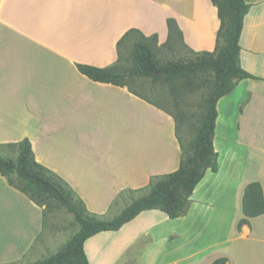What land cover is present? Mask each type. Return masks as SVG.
I'll list each match as a JSON object with an SVG mask.
<instances>
[{
    "label": "crops",
    "instance_id": "0c3cea01",
    "mask_svg": "<svg viewBox=\"0 0 264 264\" xmlns=\"http://www.w3.org/2000/svg\"><path fill=\"white\" fill-rule=\"evenodd\" d=\"M244 1L250 8L240 64L257 78L240 80L218 100L217 171L205 172L187 214L147 210L87 239L90 264H211L219 257L264 264V213L237 227L246 184L258 181L264 194V164L251 170L243 150L250 144L232 138L247 136L251 113L264 110V0ZM169 18L179 27L177 42L193 51L214 49L219 19L211 0H0V146L28 139L37 162L59 175L89 213L117 208L119 214L123 197L178 168L175 123L128 86L93 81L77 64L113 65L118 40L131 28L156 33L161 47ZM158 121L167 124L158 129ZM95 134L104 137L97 145ZM227 146L241 148L247 162L237 166ZM200 219L201 237L190 228ZM66 230L0 175V264L54 254Z\"/></svg>",
    "mask_w": 264,
    "mask_h": 264
},
{
    "label": "trees",
    "instance_id": "16d2710c",
    "mask_svg": "<svg viewBox=\"0 0 264 264\" xmlns=\"http://www.w3.org/2000/svg\"><path fill=\"white\" fill-rule=\"evenodd\" d=\"M211 2L219 19L216 44L211 51L192 50V57L180 60L160 58L162 49H173L180 33L177 23L169 18V37L161 47L158 46L156 33L145 35L141 30L131 28L118 40V56L113 65L97 67L85 63L77 64L79 72L91 80L118 86L126 85L129 90L145 99L148 97L132 90L124 81L136 77L150 78L153 82L164 80L169 83V93L176 97L187 88L193 87V79L204 83L203 86L207 89L199 125L190 140H184L180 135L183 123L180 114H177V117L181 127L178 125V118L169 108L157 104L175 120V134L181 148L179 166L174 171L151 180L148 192L133 198L119 214L110 219H102L89 213L84 202L59 175L37 162L28 139L9 144L17 145L16 158L0 155V175L4 176L11 186L26 194L38 205H50L51 201L64 205L79 225V229L57 252L26 264H90L84 245L92 236L117 231L147 210L157 209L169 218L187 214L192 203L191 195L205 172L208 169L216 172L218 169V153L214 148L218 100L229 94L240 80L257 78L240 64V37L250 5L244 0ZM127 44H131V51L123 55L122 50ZM175 101L173 103H176ZM242 212L243 217L238 222V229L248 223L249 218L264 213V194L258 181L246 184L242 196ZM211 264L228 263L226 257H219Z\"/></svg>",
    "mask_w": 264,
    "mask_h": 264
},
{
    "label": "rangeland",
    "instance_id": "374dc122",
    "mask_svg": "<svg viewBox=\"0 0 264 264\" xmlns=\"http://www.w3.org/2000/svg\"><path fill=\"white\" fill-rule=\"evenodd\" d=\"M162 1L166 2V0H162ZM130 51H131V44H127L122 50V52L124 53L123 55H127L128 53H130ZM193 54L194 53L192 50L188 49L183 42L180 43L178 40V42L174 44L172 50L166 48L162 49V53H160V58H162L163 60H180V59L190 58L193 56ZM124 82L127 83L132 90L143 94L144 96L148 97V99H145L144 97H141L135 92L129 90L131 93L135 94L136 96L143 98L147 102L154 104L157 107H159L157 104H162V106L165 105L167 108H169V110L173 114H175L176 117L177 114L178 115L180 114V117L183 120L181 127L180 120L177 117L178 118L177 121L179 122L178 125L181 127L180 135L184 140L192 139L193 134L195 133L196 128L199 125V121L203 109L204 98L207 92L206 87L203 86L204 83H201L197 79H193L191 81L193 87L187 88L176 97L173 93H169V83L165 82L164 80H158L156 82H153L150 78L136 77L132 79H126ZM174 100H176L175 101L176 103H173ZM251 115L252 118H250V121H248L250 124V126H248L249 127L248 135L245 136L243 132V134H237V135L235 134L232 137L235 144H241V143L250 144L249 148L245 146L243 149L244 153L249 155L250 158L249 161L247 162L243 158L245 154L241 152V148H237L234 146L232 147L227 146V150L225 154H227L228 158L231 157L235 161L237 166L238 165L240 166L243 162L246 161L248 165L251 167V170L255 171L259 165L264 164V110H262L261 107V110L259 112L254 111L251 113ZM162 123H163L162 121H158V129H161L162 126L165 127L166 126L165 124H167V123H163L164 124L163 125ZM99 136L100 135L98 134L97 135L95 134L93 136V141L95 142V145H97L98 141L104 138ZM226 145L227 143H225V146ZM17 154H18L17 145H11L9 146V148H7L6 146H0V155L2 156L16 158ZM157 177L155 176L151 178V180H154ZM149 184L147 185L146 188L141 189L137 193H135V195L127 194L126 197L128 198L129 196L133 197V195L135 197H138L145 194L149 190ZM126 197H123V199L125 200L124 203L127 205L131 201H128ZM43 206H44V214L46 220L52 218L56 223L60 222L61 225L67 229L64 234L65 237L63 236L60 242L57 243L59 246L58 248H61L66 242L63 241V239L67 237L69 238V236H71L74 232H76L79 229V225L75 221L73 214L70 213L64 205L56 201H51L50 205L43 204ZM119 210L120 209L113 208L109 213H107V215L104 216L96 215L93 213L91 214L98 218L110 219L113 218L119 212ZM199 222L200 223L191 225L190 228H193L192 229L193 231L198 230L197 233L201 237V219ZM54 248L55 247L50 249L49 252H53Z\"/></svg>",
    "mask_w": 264,
    "mask_h": 264
}]
</instances>
